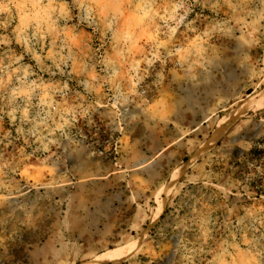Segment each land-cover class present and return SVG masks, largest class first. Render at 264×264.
Returning <instances> with one entry per match:
<instances>
[{
  "label": "rangeland",
  "instance_id": "rangeland-1",
  "mask_svg": "<svg viewBox=\"0 0 264 264\" xmlns=\"http://www.w3.org/2000/svg\"><path fill=\"white\" fill-rule=\"evenodd\" d=\"M263 95L264 0H0V264H264Z\"/></svg>",
  "mask_w": 264,
  "mask_h": 264
},
{
  "label": "bare ground",
  "instance_id": "bare-ground-1",
  "mask_svg": "<svg viewBox=\"0 0 264 264\" xmlns=\"http://www.w3.org/2000/svg\"><path fill=\"white\" fill-rule=\"evenodd\" d=\"M260 102L264 103V95L261 97ZM226 124H227V120H224L223 127ZM220 128L223 130L222 126ZM220 137H221V133L217 136V138H215V140L213 141V143L211 145L214 146L217 143L218 139H220ZM194 160H195V157H193V159L189 160L185 164L191 165L194 162ZM182 172L183 171L176 172V174L173 176V178L169 184L167 191H169L171 189V187L176 183L178 178L181 176ZM162 210H163V205L161 204L157 213L152 216L151 226L156 223L159 215L162 213ZM134 248H135L134 243H132V244L130 243L128 245L116 247L115 249H110L104 253H101L95 260H92V261H89V262H86L83 264H104V263L109 262V261L117 262V261L124 259L127 255H129L133 251Z\"/></svg>",
  "mask_w": 264,
  "mask_h": 264
},
{
  "label": "crops",
  "instance_id": "crops-1",
  "mask_svg": "<svg viewBox=\"0 0 264 264\" xmlns=\"http://www.w3.org/2000/svg\"><path fill=\"white\" fill-rule=\"evenodd\" d=\"M166 149V148H165ZM152 159H149V161H151ZM148 160H147V162H149ZM185 163V162H184ZM183 163V164H184ZM169 183V182H168ZM168 185V184H167ZM166 185V186H167ZM153 214H149V216H148V221H149V223H150V220H151V216H152ZM148 226H149V224H148ZM138 238H136V239H134V240H132V241H129V242H127V243H125V244H122V245H119V246H117V247H120V246H123V245H127V244H130L131 242H134L135 240H137ZM116 247H114V248H109L108 250H110V249H115ZM108 250H106V251H108ZM106 251H103V252H101V253H104V252H106ZM101 253H99L98 255H100ZM92 259L93 258H91V259H88V260H85V261H83V262H81V263H79V264H83V263H86V262H89V261H92Z\"/></svg>",
  "mask_w": 264,
  "mask_h": 264
},
{
  "label": "trees",
  "instance_id": "trees-1",
  "mask_svg": "<svg viewBox=\"0 0 264 264\" xmlns=\"http://www.w3.org/2000/svg\"><path fill=\"white\" fill-rule=\"evenodd\" d=\"M220 143V141L218 142V144ZM187 160H189V157L188 156H186L185 158H184V162L185 161H187Z\"/></svg>",
  "mask_w": 264,
  "mask_h": 264
}]
</instances>
